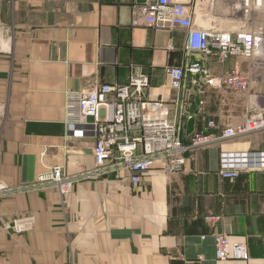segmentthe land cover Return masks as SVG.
Instances as JSON below:
<instances>
[{
  "label": "crops",
  "instance_id": "crops-1",
  "mask_svg": "<svg viewBox=\"0 0 264 264\" xmlns=\"http://www.w3.org/2000/svg\"><path fill=\"white\" fill-rule=\"evenodd\" d=\"M149 1L0 0V181L16 189L0 197V264H264V129L188 151L178 172L158 161L135 184L121 173L65 196L21 187L57 165L70 173L94 166V136L65 122L68 90L125 84L140 72L150 79L146 114L180 118L184 143L264 117V56L220 63L190 55L186 29L133 25ZM181 1L200 27L235 30L248 21L242 0ZM247 9L264 22V0ZM199 56L207 74L188 72L174 88L168 68ZM235 69L248 77L246 91L226 85ZM223 168L240 173L224 178ZM25 214L34 216L32 230L6 228ZM219 233L246 242L250 257L218 260Z\"/></svg>",
  "mask_w": 264,
  "mask_h": 264
},
{
  "label": "built area",
  "instance_id": "built-area-1",
  "mask_svg": "<svg viewBox=\"0 0 264 264\" xmlns=\"http://www.w3.org/2000/svg\"><path fill=\"white\" fill-rule=\"evenodd\" d=\"M246 0L245 3H247ZM262 6L263 0H255ZM194 11L181 0H154L139 4L133 25L152 29L182 27L187 31V51L190 55L215 56L220 63L230 57L252 58L264 56V28L241 27L235 30L205 28L196 24ZM201 56L183 66L168 68L171 85L182 89L188 72L207 74ZM227 86L238 92L249 87L248 77L240 70H232L225 78ZM148 76L134 72L125 84H99L88 89L68 90L65 100V122L72 129L83 127L95 138L94 166L70 173L57 165L38 176L37 180L22 185V189L51 187L62 196L86 180H99L112 174H126L133 184L139 183L145 173L160 161L169 172L180 171L187 161L186 153L225 138L242 136L264 129V117L250 116L234 128L221 134L193 133L189 143L183 142L184 123L180 118L164 115L148 116L145 112ZM214 125V122H209ZM239 169L223 168L221 176L235 179ZM15 187L0 181V197L15 192ZM35 219L25 214L6 223L16 233L32 230ZM218 260L248 259L246 242H231L228 235L214 236Z\"/></svg>",
  "mask_w": 264,
  "mask_h": 264
},
{
  "label": "rangeland",
  "instance_id": "rangeland-1",
  "mask_svg": "<svg viewBox=\"0 0 264 264\" xmlns=\"http://www.w3.org/2000/svg\"><path fill=\"white\" fill-rule=\"evenodd\" d=\"M242 1H244V4H245V2H246V0H242ZM263 4V3H262ZM246 6H244L243 7V14H244V18L246 19V20H248V21H246V22H241V27H251V26H262L263 28H264V22H256V21H252L250 18H251V14H248V12H246V8H248L247 10H249V6H252V0H248V2L245 4ZM259 7H261V6H259ZM261 11H263V10H260V11H258V12H261ZM262 13V12H261ZM260 13V14H261ZM256 14V12L254 13V15ZM259 14V15H260Z\"/></svg>",
  "mask_w": 264,
  "mask_h": 264
},
{
  "label": "water",
  "instance_id": "water-1",
  "mask_svg": "<svg viewBox=\"0 0 264 264\" xmlns=\"http://www.w3.org/2000/svg\"><path fill=\"white\" fill-rule=\"evenodd\" d=\"M144 1V0H143ZM144 3V2H143ZM197 78L199 79L200 78V74L198 73L197 75ZM197 88V87H196ZM196 102L197 104H200L201 102V99H200V96L198 95L196 97ZM198 111H196L195 113H197ZM195 122H196V116H192L189 120H188V123H187V133L188 134H191L193 133V131L195 130Z\"/></svg>",
  "mask_w": 264,
  "mask_h": 264
}]
</instances>
